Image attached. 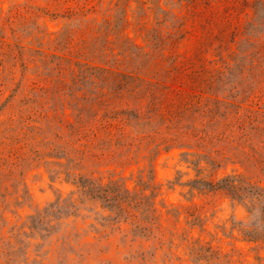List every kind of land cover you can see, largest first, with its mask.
Instances as JSON below:
<instances>
[{"label":"rangeland","instance_id":"374dc122","mask_svg":"<svg viewBox=\"0 0 264 264\" xmlns=\"http://www.w3.org/2000/svg\"><path fill=\"white\" fill-rule=\"evenodd\" d=\"M0 264H264V0H0Z\"/></svg>","mask_w":264,"mask_h":264},{"label":"trees","instance_id":"16d2710c","mask_svg":"<svg viewBox=\"0 0 264 264\" xmlns=\"http://www.w3.org/2000/svg\"><path fill=\"white\" fill-rule=\"evenodd\" d=\"M113 200H114V198H113Z\"/></svg>","mask_w":264,"mask_h":264}]
</instances>
